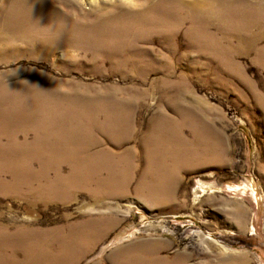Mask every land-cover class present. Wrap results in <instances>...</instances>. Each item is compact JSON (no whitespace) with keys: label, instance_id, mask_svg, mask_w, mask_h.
<instances>
[{"label":"rangeland","instance_id":"1","mask_svg":"<svg viewBox=\"0 0 264 264\" xmlns=\"http://www.w3.org/2000/svg\"><path fill=\"white\" fill-rule=\"evenodd\" d=\"M249 1L0 0V264H264Z\"/></svg>","mask_w":264,"mask_h":264},{"label":"bare ground","instance_id":"2","mask_svg":"<svg viewBox=\"0 0 264 264\" xmlns=\"http://www.w3.org/2000/svg\"><path fill=\"white\" fill-rule=\"evenodd\" d=\"M236 1L242 5H248L250 3L249 0H236ZM163 4L164 3L160 4L159 6L162 9L163 8L167 9V7L165 8ZM17 5H18V8L20 11L17 13L16 16L17 17L22 16V17L21 18L16 17V19H17L16 23L20 22V23L26 24V23L35 22L36 25H38V27H39L40 23L38 24V21H37L39 18L38 15L45 16V14H46V17H47V14H49L47 12V9L45 8L46 5H45L44 0H19ZM242 17L246 18V19H251V18H253V15L252 14L251 15L246 14V15H242ZM52 30H53V34L56 35V38L57 37L58 38L63 37L64 35L68 36V35L74 34V32H72L71 29H67V28L62 27V26H60V27L56 26V28L54 27ZM76 31H77V29H76ZM223 250H225V249H223ZM226 251L227 250H225V252Z\"/></svg>","mask_w":264,"mask_h":264}]
</instances>
